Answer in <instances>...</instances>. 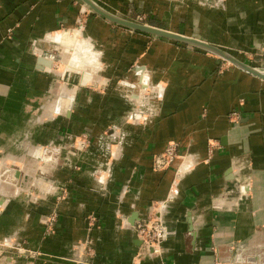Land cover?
Wrapping results in <instances>:
<instances>
[{"label": "crops", "instance_id": "crops-1", "mask_svg": "<svg viewBox=\"0 0 264 264\" xmlns=\"http://www.w3.org/2000/svg\"><path fill=\"white\" fill-rule=\"evenodd\" d=\"M93 1L264 69V0ZM82 6L0 0V163L19 168L0 182V239L35 254L30 264H264V81L93 13L96 54L83 57L85 40H57L81 35ZM170 142L193 165L181 175L178 162L153 168ZM157 202L160 255L135 232Z\"/></svg>", "mask_w": 264, "mask_h": 264}, {"label": "built area", "instance_id": "built-area-1", "mask_svg": "<svg viewBox=\"0 0 264 264\" xmlns=\"http://www.w3.org/2000/svg\"><path fill=\"white\" fill-rule=\"evenodd\" d=\"M80 26L82 25L80 24ZM234 115L236 116L237 114L234 113ZM88 143L87 138L80 141L77 150H84L87 148ZM177 162V175L189 171L193 166L186 161L185 156L180 154L179 144L170 142L164 152L154 156L153 168L155 171L162 172L169 169ZM165 205V202L154 203L148 217L138 222L135 226L136 235L142 242L143 250L147 253L152 252L155 255H160L162 252V245L168 237V231L162 218ZM215 264L220 263L217 262Z\"/></svg>", "mask_w": 264, "mask_h": 264}, {"label": "rangeland", "instance_id": "rangeland-1", "mask_svg": "<svg viewBox=\"0 0 264 264\" xmlns=\"http://www.w3.org/2000/svg\"><path fill=\"white\" fill-rule=\"evenodd\" d=\"M91 13L97 15L90 8L87 7V9L85 10V9H83V6H82L81 9H80V12L78 14V18H77V21H76V27L74 29V30H81V35H80V37L78 39L79 40H85L84 43H87L86 49L82 48V54L83 53L85 54V55H83V57H85L87 55V52H89L88 50H90L92 52L93 56L96 54V51H94L93 45L89 41H87V39L84 36L85 28L87 26V22H88V19H89V15ZM102 19H104V18H102ZM142 19H143V17H140V19H138V18L137 19L136 18L132 19L131 18L130 20H132L133 22H136V23L145 24V25H149V26L158 28V25H156V23L153 20L150 21L151 23H147L148 21L147 22L146 21L144 22L143 21L144 19L143 20ZM104 20H106V19H104ZM80 24L82 26H80ZM67 31H69V30H67ZM134 32L135 33H138V34H144V33H141V32H136V31H134ZM144 35H147V34H144ZM148 36H150V35H148ZM151 37H154V36H151ZM155 38H157V37H155ZM157 39H161V38H157ZM61 48H62L63 51H62V55H61V57L59 59L60 62L63 59L64 51H65V48H63V47H61ZM61 64H62V62H61ZM226 64L229 65L230 63H228L226 61ZM245 64H247L249 66H252L251 65L252 62H245ZM230 65H232V64H230ZM59 67H61L62 70L66 69V68L67 69L68 68H73V67H68L66 64L65 65H60ZM252 67H254V66H252ZM254 68H256V67H254ZM260 70L261 71H264V69H260ZM79 71H81V70H79ZM69 106H70V104H69L68 101H66L64 99H61V101L59 102V104H56V110L59 109V112L56 111V113L61 114V115L66 114L70 110V108H68ZM60 108H62V109L60 110ZM231 117L232 118H237V115L235 116L234 113H232ZM85 138L88 139V136L85 135V136L81 137V141L84 140ZM88 145H89V143H88ZM76 147H78V146H76ZM18 169L19 168H17L16 165H12L11 164V165H9L7 167V165L5 163H0V182L7 175L6 173H9V172H12L13 173V170H18ZM2 210L3 209L0 207V214H1ZM55 219H56L55 218V215L53 214L52 217H50L47 220V225H46V233L47 234L53 233V231H54V225H55ZM14 256H17V257L20 256V257L25 258L27 260V264H30L31 261L33 260V258L36 257L35 254H33L32 252H30L28 249H25L21 245H18L15 242L10 241L8 239H0V263L2 262V263H5V264H10L9 261L7 260V258L12 259V258H14Z\"/></svg>", "mask_w": 264, "mask_h": 264}, {"label": "water", "instance_id": "water-1", "mask_svg": "<svg viewBox=\"0 0 264 264\" xmlns=\"http://www.w3.org/2000/svg\"><path fill=\"white\" fill-rule=\"evenodd\" d=\"M80 1H82L84 5L90 8L98 16L106 19L107 21L115 25L130 29L132 31L141 32V33H144L150 36H154V37L161 38L164 40H169V41H172L178 44L187 45V46L205 51L207 53H210L212 55H215L223 59L224 61H227L228 63L234 65L241 71H244L264 81V71L258 70L257 68H254V67H251L245 64L244 62L238 60L231 54L221 50L218 47H215L213 45H210L198 39L186 37V36L174 33V32H170V31L163 30L160 28H156V27H152L149 25L140 24V23H136L130 20L120 18L114 14L107 12L93 0H80Z\"/></svg>", "mask_w": 264, "mask_h": 264}, {"label": "bare ground", "instance_id": "bare-ground-1", "mask_svg": "<svg viewBox=\"0 0 264 264\" xmlns=\"http://www.w3.org/2000/svg\"><path fill=\"white\" fill-rule=\"evenodd\" d=\"M86 6V5H85ZM87 7V6H86ZM101 7V6H100ZM105 10V9H104ZM68 36H63V35H60V36H57V40L58 41H62L61 43H63V45L65 44V45H67L66 43H68V42H70V41H72V42H74L75 40H77L78 38H79V33L77 32H73V33H71V34H67ZM73 46V45H72ZM77 57V55L76 56H73L72 57V59L71 60H65V62L66 63H69V62H72V60L73 59H75Z\"/></svg>", "mask_w": 264, "mask_h": 264}]
</instances>
